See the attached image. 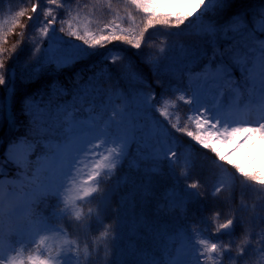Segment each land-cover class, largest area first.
Here are the masks:
<instances>
[{
	"label": "rangeland",
	"instance_id": "1",
	"mask_svg": "<svg viewBox=\"0 0 264 264\" xmlns=\"http://www.w3.org/2000/svg\"><path fill=\"white\" fill-rule=\"evenodd\" d=\"M36 1L21 0V4L16 3V0H0V18L9 13L5 25L0 27V49L3 47L11 51L9 56H5L7 64L4 63V68L14 67L19 76L14 86H24L21 92L15 93L13 86L0 77V88L4 91H1L3 121L0 123V164L5 166L0 172V264H80L77 243L70 239L66 230L46 221L40 213H34L32 205L44 196L56 197L62 204L59 213L66 212L65 215L71 218L72 225L79 223L74 229L80 227L81 223L82 226L88 225L89 221H85V217L101 218L105 215L112 189L107 190L97 204L82 208L78 205L95 194L96 181L101 170L112 169L121 163L127 148L126 138H98L88 130H78L68 132L57 140L51 136L58 132L55 128H47L46 132L33 138L26 135V129L36 133L37 127H42V121L48 123L43 126L54 127L57 123L55 115L60 113L59 120L71 119L72 111H76L86 100L93 99V102L104 105L107 100L114 98L119 84L122 85L121 92L126 101L132 100L136 105L134 113H139L145 108L150 109L151 101L149 103L144 96L138 94L135 85L139 84L140 78L147 79L152 84L151 76L155 77V68L159 66L164 71H173L175 68L172 65L176 63L177 57L190 53H186L185 48L176 44L171 51L166 48V42L159 36L161 33L167 34L164 32L166 25L157 24L156 30L147 33L142 45L139 44L140 36L134 37L135 32L117 35L115 26L110 31L103 28L108 16H117L119 12L122 14L127 8L121 2L112 1L111 5L96 0H72L69 11L65 8L59 9L63 15L62 21L59 22L66 27L64 29L68 33L67 39L63 41L62 37L55 34L49 36V45L43 49L41 41L46 38L44 31L51 34L55 30L49 28L48 23L53 21L49 17L52 13L48 10L45 12L47 21L43 25L37 22ZM147 1L153 3L160 13V18L169 20L174 28H179L188 35L193 31L210 32L213 34L212 38L215 37L211 43L220 42L215 44L216 50L208 54L209 59L201 69L199 67L197 70H191L187 66L184 68L186 84L184 88L175 89V98L184 103L188 124L185 122L175 136L184 141L183 145L190 143L189 145L195 146L204 155H211L216 162L234 168L235 176L251 181L254 185L249 186V189L257 193L262 202L261 207L264 208V155L259 156L261 151H264V4L246 17H234L225 24L216 26L215 19L212 18L216 14H212L210 9L216 8L226 15L233 12L234 10L225 5L226 0ZM12 9L14 12L17 10L14 15L11 14ZM3 24L2 20L0 26ZM179 33L180 31L177 34ZM181 37L184 41L185 37ZM96 41L105 43V48L114 47L124 51L125 57L133 62L131 69L140 73V77L121 63H110L106 66L110 71L107 76L113 81L105 84L97 82L92 76L96 74L95 69L99 68L96 62L99 59L103 61L105 52L99 53L98 45L93 47L92 44ZM26 46L29 47L28 50L24 49ZM52 52H58L61 57L53 60V57L48 55ZM157 53L160 54L159 60H156ZM0 56L4 59V54L0 53ZM85 63L92 67L86 68V71L77 68ZM136 64L144 69L148 68L150 75L136 68ZM72 69L74 72L70 74L76 75L79 70L80 75L70 77L67 82L61 75ZM49 76L51 79L45 81ZM51 82L62 85L68 95L67 108L63 109V112L56 107V99H48L46 95L45 90L47 93L56 91L50 87ZM161 87L159 83L153 85L155 92ZM43 92V103H39L37 94ZM166 96L164 90H161L160 97L154 96L152 102L153 106L161 107L158 117H167L169 110L175 111L177 108L176 112L171 111L167 118L172 127V124L179 120L181 108H178V102L166 104ZM33 98L34 104L25 106L26 100ZM89 107L91 105L86 104L81 109H90ZM13 108L18 112L15 120ZM52 108L54 112L57 111L53 116V112H49ZM131 109L133 106L127 104L124 106V113ZM71 122L62 124V129L68 130ZM189 150L185 148L186 152ZM189 152L192 157L188 160L186 170L198 172L200 168H204L202 178H205L206 182L209 181L212 172L205 168V159L198 156L199 152ZM53 161H58L55 166L57 170L51 173L49 166ZM178 165L180 172L183 171L184 167L180 162ZM253 175L259 178L252 181L249 177ZM151 181L147 178L144 187L137 192L145 193L146 189L150 188ZM192 185L172 181L161 197L164 194L166 201L182 203L194 196ZM230 188L231 181L226 189ZM141 205L144 206L145 202ZM240 206L241 210L247 208L245 204ZM163 207L164 205H158L159 210ZM254 207L255 203L251 205L250 210ZM121 208L125 212L128 209L133 210V204L124 200ZM215 208L217 210L218 207ZM205 219H208L206 233L215 242L209 248L195 237H190L178 242L163 260L149 257L147 262L143 254L145 252L141 255L135 253L133 258L140 255V262L144 264H264V242L261 233L264 225L260 229H251L250 235H255L253 241L248 234L249 225H237L236 222L233 224V230L225 234L220 233L218 229L228 219L225 218L221 222L214 213ZM110 223L111 220L104 223L110 250L105 249L110 255L118 252L120 260L124 256L129 257V251L135 245L141 246L145 240L153 249L162 250L165 243L161 235L172 226L168 221L162 225H148L143 221L130 220L127 225L125 223L116 228L113 224L110 228ZM125 226L140 233L150 226V230H147L150 237L139 235L141 238H137L134 233H126L129 241L132 240L127 245L123 241L128 237L124 236ZM124 231L128 232L127 229ZM103 239L105 241L106 236ZM26 243H38L39 248L30 254L24 263L22 247ZM48 251L52 252L43 257ZM104 257L107 255L104 254ZM118 261L115 258V262Z\"/></svg>",
	"mask_w": 264,
	"mask_h": 264
},
{
	"label": "trees",
	"instance_id": "2",
	"mask_svg": "<svg viewBox=\"0 0 264 264\" xmlns=\"http://www.w3.org/2000/svg\"><path fill=\"white\" fill-rule=\"evenodd\" d=\"M71 1L72 0L36 1L37 22L43 25L45 21H47L48 17L45 16V12L48 10V12L52 13L49 17L54 23L53 29L55 31L53 30V33L49 34L44 31L46 38L41 41V47L43 49H45L46 45L47 47L49 45V36L55 34L62 37L63 41L67 39L66 37L68 33L65 30L66 27L61 25V23L59 22L63 19V15L61 14L59 9L65 8L67 9V11H69ZM96 1L101 3L108 2L107 4L111 5L112 1L121 2L127 8L126 11L122 14H120L119 12L117 16H108L106 26H103V28H106L110 31L111 28L115 26V32L117 33V35H127L130 32H135L134 37L140 36L139 44L142 45L147 33L149 31L156 30L155 28H157V24L166 25L167 27L164 32H167V34L161 33L162 35H159L160 39L166 42V48L171 51L176 44L180 48H185V50H187L186 53L188 52L190 54L186 56L184 54L182 56L177 57V59L175 60L176 63H173L172 65V67L175 68L173 71H164L159 66L155 68V77L151 76L153 77L152 84H150L147 79L140 78V82H138L140 85L137 83L138 85H135V87L138 94L144 96V98L147 99L149 103L151 101L150 109L145 108L144 110H140L139 113H134L136 111V105L132 100H129V102L126 101V98L121 92L122 85L119 84L116 87V89H118L115 90L114 98L111 97L113 99L107 100L104 105L102 103V100H100L102 101V105L99 104L100 102H93V99H91L92 102L86 100L81 103L82 106L78 107L76 111L72 112L73 120L76 119L77 116L81 115L79 119L75 120V125L72 126L73 129L85 127L90 130L93 134L97 133V135L101 138H111L113 137V135H117L121 137L127 136L128 139L127 150L120 165L115 166L110 171H101L99 176V183H101V188L99 186L97 196L101 193L102 190L107 187V184L111 182L112 177H119V180L115 184L114 193L112 195L111 201L107 205L105 215H103V217L100 219L90 218V220L93 219V224H90L88 226L85 225L86 227L80 225V227L78 228L70 229V226H68L69 218L60 213H55V210H59L60 205H58L54 198H43L39 206L42 208L48 218L51 219V221H55L56 219L59 223L63 221L67 226L64 227L69 231L72 237H75L77 239V241H80V239L83 242L96 240L97 247L102 248L100 249L101 256L99 258L98 264H132L130 261L123 260V258L121 259L122 261H120V254H118V252H116L114 255H110L109 251L105 249L110 248L109 241L107 239L108 235H106L105 241H102L100 237H104V223L106 224L110 220V228H112L113 224L116 228H119L125 223L127 225V221L130 220L133 222H136L137 220L143 221L148 225L168 221L172 224V226L175 225L177 228H180L181 231L183 230V232H185L184 229L193 231L196 235H199L205 242H209L208 235L207 233H205L207 231L206 221L208 219L205 218H210V215L212 216L213 213L218 215L219 220H223L225 218L232 219L237 223L246 224L252 228H256V223L262 222L263 218L260 217V212L253 213L250 210V204L253 203V197L255 195V192L248 189L249 182H247V180L244 178H240V176H235L234 168H228L225 167L223 164L216 162L211 155H204V153H201V150H199L193 145H189L190 143L183 145L184 141L181 138H176L175 136L179 132L180 127H183V125H185V122L186 124H188V122L186 121L187 119L184 115L186 110L185 105L184 103L179 102V100L175 98V93L171 86H176V88L183 87L185 83V75L183 74L184 68L186 66H191L192 68H199L201 66V63L207 59V53L212 49L210 38L208 36L210 32L193 31L190 32L191 35H188L186 32H182L181 30H179V28H174L175 26H171L170 24L173 23H171L169 20L164 17L160 18V13L154 8V5H152L153 3L150 4L147 0ZM18 2L21 3V0H16V3ZM262 4H264V0H226L225 5L229 9L234 10L233 12L228 13L226 15L224 12L216 10V8L210 9V12L214 15L216 14L214 17H212L215 19L214 24L221 25L231 20L234 16L246 17L248 14L255 11L257 7L261 6ZM16 11L14 12V10L12 9L11 14L14 15ZM6 16H9V13H5L4 17L0 18V22L2 20L4 21V24L0 27H3L5 25L7 20ZM59 31L61 32V34H57ZM178 31H180L179 34H177ZM181 36L185 37L184 41H182L183 39ZM182 42H184V44H182ZM104 44L101 41H96L92 44L93 47L95 45L99 46L97 47V51L99 53L105 52L103 61L99 59L96 62L97 65H99V68L95 69L96 74L92 76L97 82L101 84H105L108 81H113L110 79V77L107 76V74H110V71H108L106 67L107 64L121 63L122 66L131 69L130 65L132 66L133 63L132 61H130L129 58L125 57L126 53L124 51H120L118 50L119 48L114 47L105 48ZM28 48V46L24 47L25 50H28ZM9 52L11 51L3 49V47L0 49V53L4 54V59L0 56V77L3 79L4 82H8V84H11L13 86V90L15 89V93H19L22 91L24 86H22V84H16L14 86V83L19 78V76H17V70L11 66L8 68H4V65L7 64V57L5 56H9ZM157 54L158 55L156 60L158 59V57H160V54ZM48 55L50 57H53V60H56L61 57L58 52H52ZM74 67L75 66H73V68ZM78 67H80L82 70H85L86 68H90L92 66H90L89 63H85L78 65L77 68ZM1 68L3 69V71H1ZM136 68L141 69L145 74L150 75V70L148 68L144 69L138 64H136ZM131 70L136 76L140 77V73L133 69ZM78 71H76V75H72L70 74L71 72H74V70L72 69L65 72L61 76H64V80H67V82H69L70 77L74 78L80 75V72ZM111 72L114 71L111 70ZM48 79H51V77L49 76L45 79V81ZM155 83H159L162 86L161 89H157V94L153 88V85H155ZM50 87L55 88L54 90L56 91H53L52 93H47V91L45 90L48 99H56V107L62 109L63 112L67 108L66 105L68 100V95L66 91L62 89L64 87H62V85L60 84L55 85L54 82H51ZM161 90H164V94L167 95L165 97L166 104H175V102L177 104L178 102L179 105L177 106L178 108H181V110H179V120H176V123H173L172 127H170V123H168L169 121L167 119L172 110L168 111L167 117H158V113H160L161 107L155 105L153 106L154 103L152 102V98L154 96L160 97ZM1 91L4 92L3 89L0 88V123H2L3 121V97L1 96ZM37 95L39 96V99H37V101H40L39 103H43L42 97L45 95V93L43 92V94ZM34 102V98L26 100L25 106H32ZM86 104L91 105L88 111H84L83 109H81ZM127 104L132 105L133 109L128 112L125 111V114L124 106H126ZM176 109H174L175 111L172 112H176ZM49 112H53V114L51 115L53 116L57 111L54 112V109L52 108ZM13 113L15 120L16 114L18 113L15 111V108H13ZM123 114L125 115L123 116ZM60 115L61 113L55 115L57 121L56 126H43V124L48 123L47 121H42V127H37L36 133L29 129H26V131L28 132L26 133V135H29L34 138L36 137V135L38 136L39 133L46 132L47 128L48 130L49 128H55V130H58V132L55 134H51V136L54 138H59L63 136L62 134L64 133V130L62 129L61 125L66 123L67 120H59L58 117H60ZM88 118L90 119V122L85 121V119ZM40 130H43V132H41ZM34 131H36L35 128ZM185 148L190 149L189 151L199 152L198 156L200 158L202 157L205 159L203 160L205 168H207L208 171H211L213 173L209 175V181L206 182V179L202 178L203 172L205 173L203 167V169L200 168L198 172L186 170V167L188 166V160H190L192 155H190L189 151L186 152ZM179 162L184 167V170L181 172L180 169H178ZM2 167L4 168L5 166H3V164H0V172L2 171ZM215 170H217V172ZM147 178L152 180L150 182V188H145V193L137 192L138 190H141L144 187L143 185ZM249 178L256 180L259 178V176L253 175ZM172 181L191 185L193 184L196 188L195 198L182 208L171 206L169 208H160L159 210L158 205H160L161 202L160 195L162 189ZM229 181L232 182V188L227 190L226 188L229 187ZM216 197L218 198V200H216ZM124 200H129L132 202L133 210L128 209L126 212L122 211L121 206L122 201ZM93 202L94 198L87 201L86 203H82V205L86 206L92 204ZM144 202L145 205H141V203ZM161 203L164 202L162 201ZM240 204L247 205V208L245 210H247V212L249 210L250 211L244 214L240 208L242 207L240 206ZM216 206L218 207L217 210L215 208ZM110 207L113 208L112 214H110ZM125 227L124 229H127L128 232H125L123 229V232L125 233L124 236H128L126 235V233H134L136 234L137 238H141L139 237V235L150 237L149 233L147 232V230H150V226L147 227V230L144 229L143 233H140L137 230L135 231V229H131L128 226L126 228ZM123 241L127 245H129V236L127 238H124ZM105 242L107 244V247L103 246ZM148 245H150V243L145 240L142 242L141 246L135 245L130 250V253L133 254L140 248V251L143 250L145 252H148L150 247H145ZM104 254L107 255V257H104ZM115 258L119 261L115 262ZM83 264H86L84 258Z\"/></svg>",
	"mask_w": 264,
	"mask_h": 264
},
{
	"label": "bare ground",
	"instance_id": "3",
	"mask_svg": "<svg viewBox=\"0 0 264 264\" xmlns=\"http://www.w3.org/2000/svg\"><path fill=\"white\" fill-rule=\"evenodd\" d=\"M8 155L10 156L11 153L9 152ZM264 155V151H261L260 155L259 156H263ZM57 162L58 161H53L52 164L49 166V169H50V172L51 173H54L57 169L55 168V166L57 165Z\"/></svg>",
	"mask_w": 264,
	"mask_h": 264
},
{
	"label": "water",
	"instance_id": "4",
	"mask_svg": "<svg viewBox=\"0 0 264 264\" xmlns=\"http://www.w3.org/2000/svg\"><path fill=\"white\" fill-rule=\"evenodd\" d=\"M224 229H225V230H224ZM228 230H230V226H229V225L225 226V227L222 229V231H228Z\"/></svg>",
	"mask_w": 264,
	"mask_h": 264
}]
</instances>
